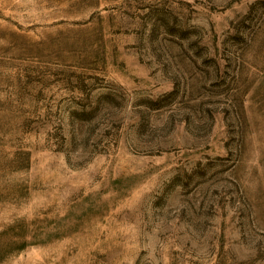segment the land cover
<instances>
[{"label":"rangeland","instance_id":"obj_1","mask_svg":"<svg viewBox=\"0 0 264 264\" xmlns=\"http://www.w3.org/2000/svg\"><path fill=\"white\" fill-rule=\"evenodd\" d=\"M0 264H264V0H0Z\"/></svg>","mask_w":264,"mask_h":264}]
</instances>
